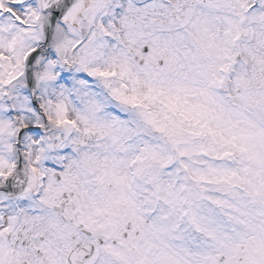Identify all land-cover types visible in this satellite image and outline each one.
Masks as SVG:
<instances>
[{"label":"snow or ice","instance_id":"obj_1","mask_svg":"<svg viewBox=\"0 0 264 264\" xmlns=\"http://www.w3.org/2000/svg\"><path fill=\"white\" fill-rule=\"evenodd\" d=\"M0 264H264V0H0Z\"/></svg>","mask_w":264,"mask_h":264}]
</instances>
